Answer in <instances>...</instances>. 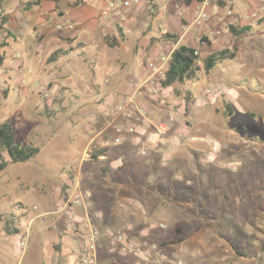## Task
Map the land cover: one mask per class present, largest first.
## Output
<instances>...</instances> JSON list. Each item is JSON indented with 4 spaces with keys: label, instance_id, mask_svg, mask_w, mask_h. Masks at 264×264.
<instances>
[{
    "label": "rangeland",
    "instance_id": "obj_1",
    "mask_svg": "<svg viewBox=\"0 0 264 264\" xmlns=\"http://www.w3.org/2000/svg\"><path fill=\"white\" fill-rule=\"evenodd\" d=\"M41 1L39 6L29 8L27 0H0V53L5 56V62L0 64V95L8 91L7 98L2 99L0 123L11 121L18 141L40 148L36 157L21 164H12L5 154L9 165L0 174V213L17 214L20 210L24 223L38 210H47L49 217L61 216L67 213L63 203L68 202L72 188L77 186L85 197L84 203L77 206L83 209L84 222L90 218L92 223L101 224L108 219L105 209L112 208L115 193L95 174L92 180L83 174L86 166L92 165L90 170L101 175L96 159L113 148L108 149L106 143L113 145L115 136V127L105 112L119 101L102 108L108 101L101 93H91L92 87L106 91L105 76L109 73L91 60L99 57L94 48L89 50L92 47L87 46L88 35L74 39L65 29L57 31L49 21L54 12L59 18L75 9L73 4L63 2L56 10L51 0ZM165 1L157 3V13L172 15L182 6V0ZM228 9L235 17L215 27L214 20ZM255 12L256 18L249 15ZM210 15L207 25H212L211 29L196 37L194 43L202 71L183 85H173L164 110L140 107L157 126L174 115L176 121L164 138L180 135L182 146L176 152L172 151L175 146L167 149L171 153L163 166H145L139 172L141 166L136 162L140 179L144 171L150 175L148 187L152 192L145 197L144 209L131 213L124 205L126 212H117L116 219L111 216L115 226L99 228L98 243L105 242L107 251L116 245L104 235L123 233L140 249L150 251L152 260L165 264H264V2L213 0ZM41 17H47L49 26L44 34L39 27ZM176 19L184 20L178 13ZM148 20L155 22L152 17ZM232 25H250L252 30L235 42ZM217 30L222 31L221 36L215 35ZM152 32L160 35L156 29ZM205 38L211 44L204 43ZM58 49L68 50L69 57L61 58L59 66L45 63L47 53ZM224 49L236 54L234 61H225L206 73L204 59ZM108 51L111 50L102 52L103 57L114 58ZM145 103L150 106L153 100ZM32 124L36 125V133L29 134ZM149 127L148 131L159 137L156 127ZM178 130L181 131L177 133ZM128 142L130 139L124 144ZM86 147L87 156L83 154ZM82 158L88 161L82 162ZM75 165L81 166L74 170ZM125 167L136 166L127 163L122 168ZM7 178L18 179L5 184ZM95 181L100 186L90 187ZM157 206L163 214L153 213ZM73 217L71 221L77 223L76 215ZM48 237L44 235L43 240ZM7 255L8 264L19 260L9 249ZM119 260L116 257L113 261L120 264ZM136 260L153 264L140 257ZM27 263L26 260L24 264Z\"/></svg>",
    "mask_w": 264,
    "mask_h": 264
},
{
    "label": "crops",
    "instance_id": "obj_2",
    "mask_svg": "<svg viewBox=\"0 0 264 264\" xmlns=\"http://www.w3.org/2000/svg\"><path fill=\"white\" fill-rule=\"evenodd\" d=\"M82 1L83 3L80 6L74 7L75 9L66 12L57 19L59 22L67 21L74 26V30L72 31L65 28L66 34H70L69 36H73L74 39H80L88 35L87 46L89 45L92 47L89 50L94 48L97 52L95 56L99 57V59H96L93 56L91 60L97 61L99 66L103 67L104 73H109L105 76V79L108 80V88L106 91L103 90L102 92L98 87H92V94L101 93V97L105 99V101H108L101 107L104 108L107 104H112L113 101H121L126 96L137 92L136 99L138 100L139 107H145L148 111L153 110L154 107L159 110H164L165 100L169 98L173 86L162 88V90L160 89L159 93L154 96L149 94L147 89L153 85L152 81L155 79L153 76L154 72L150 67V62L161 52L167 50L169 46L177 45L179 47L180 45L189 43L190 47L196 49L194 45L198 40H196V37H202L204 34H207L212 27V25L207 24L200 28L192 25L194 10L201 1L192 0L186 2L185 0L186 3L184 4L182 0V6L178 8V12L176 11L180 16H183L184 20L180 22L176 21V13L174 11L172 15L165 11L160 14L156 12V8L158 7L157 3L159 1L166 3L165 0H138V3L130 8V12L124 10L120 15H113L108 18H104L101 15L98 5L94 4L92 0ZM53 9H56L54 3ZM211 11L213 12V10ZM53 14L57 13L55 12L52 13V15ZM216 14H219V12H216ZM150 17L155 20L152 24L149 23L148 20ZM46 18L47 17L39 18V27L41 28L42 34L49 29L48 22L45 20ZM51 18L54 17L52 16ZM51 18L49 21L54 25ZM213 24H215V27L218 25L215 20ZM154 29L159 31L160 35L154 34L152 32ZM169 33L177 34L179 36L177 41L174 42L170 40L166 36ZM55 39L58 45V37ZM113 39L117 42V46L109 47L107 41H112ZM60 40H62V38H60ZM204 43L211 44L208 38L204 39ZM106 49L111 50L107 53H113L114 58L108 59V57H103V53H105ZM71 51V53H73L74 49ZM52 53L53 52L47 53L46 59H48ZM65 57H69V54ZM46 59L45 63L47 62ZM58 61L51 64L59 66L60 63L57 64ZM58 70H60V68H58ZM145 83H147V86L143 88L142 86ZM138 87L142 88L137 91ZM147 99L153 100V104L149 106V104L145 103ZM156 123L159 124V122ZM135 125L137 127L136 134L130 139V142H128L130 144L119 145L113 143V145H110V143H106L108 149L111 147L113 148L100 153L99 157L96 159L98 163H100L98 170L101 175L96 174L92 168V171L90 170L92 165L90 167L86 166L84 171L85 174H83V176L86 175V179L89 177L91 180L93 179L91 175L95 174V177H99L101 181H106V183L102 182L101 184L108 187V189H113L115 193L114 203L110 210L105 209L106 212L110 214H108V219L105 218L101 224H97L96 222L92 223L90 218H88L87 222H84L86 218L81 207L74 208L73 215H76L75 220H77V223L71 221L73 219L68 218L69 215L66 212L60 214L61 216L49 217L50 213L47 210H38L39 212H36L33 217L31 216L30 220L26 223L20 220V217L24 215L20 210L17 214L11 212H8V214L0 213L4 217V222L0 225V264H8V249L11 254H17V256H19V260H17L16 264H24L26 260L28 261L27 264H84L82 252L84 251L86 240L88 239L86 235L90 234L95 225L100 229L115 226L116 222H111V216L113 219H116L117 212H126V210H123L124 205L125 208H130L131 213L132 210H137L139 208L142 210L146 207L145 205L147 203L145 197H149V194L152 192L148 187V182L151 178L144 170V174L141 175L142 179L137 176L135 170H137L138 164H136V162L138 161L141 166V170L138 169L139 172H141L145 166H152L154 164H156L157 167L163 166L168 160V155L171 153L168 152L167 149L171 146H175L172 151L176 152L180 149V146H182V142L180 140V135L176 136L172 134V137L169 139V137L164 138L166 135L158 137L152 132H149L148 128H150V125L154 128L156 127L155 121L153 118H150V115H148L145 120H141L138 117ZM29 129V134L36 133L35 124H32ZM180 131L181 130H178L177 133ZM91 144L92 142H90L88 147L91 146ZM104 144L103 146H106ZM88 147L83 150L85 156H87ZM143 152H145V154H142ZM81 160L82 162L88 161L83 158ZM127 163L129 165H135V169L122 168ZM78 166L81 165H75L73 169H78ZM17 179L18 178H7L3 182L7 184L13 180L17 181ZM89 185L94 188L100 186L97 181L91 182ZM83 189L88 193L87 196L89 195L92 198L86 187H83ZM2 200L3 199L0 198V202H2ZM91 201L93 202L94 200L92 199ZM15 203L18 204L19 201ZM88 204L90 205L89 201ZM148 212L152 213L149 210ZM58 213H62V210H59ZM153 213L156 215L158 213L159 215L163 214L162 208L157 206L153 210ZM54 215L59 214L54 212ZM6 221H9V230L14 232L15 229H17L18 234H10L6 231ZM127 224L130 228L133 227L131 225L132 223L128 222ZM37 231L39 232L37 233ZM42 231H44V234H41ZM49 233H51L50 238L48 237ZM44 235L48 237L47 241L43 240ZM16 236H18V238ZM23 236H27L28 240L25 246L22 245ZM103 244L106 246L105 242H102V244L98 243V264H116V261H113L116 257L120 259V264H135V256L123 254L116 246L112 248V250L109 248V251H107L108 247L106 246V248H103ZM116 251L119 253H116Z\"/></svg>",
    "mask_w": 264,
    "mask_h": 264
},
{
    "label": "built area",
    "instance_id": "obj_3",
    "mask_svg": "<svg viewBox=\"0 0 264 264\" xmlns=\"http://www.w3.org/2000/svg\"><path fill=\"white\" fill-rule=\"evenodd\" d=\"M87 1V0H86ZM95 1V4L98 5L100 9V13L104 18H108L113 15H120L122 11L130 9L134 4L138 3V0H92ZM261 2H264V0H258ZM213 0H203L198 3V6H196L194 10V20L192 22V25L200 28L204 27L208 20H210V7L212 5ZM55 13V12H54ZM253 18H256L258 14L251 13L249 14ZM54 18H51V17ZM57 14L51 15V20L54 22L56 30H62L65 28H68L67 30H74V26L67 21H60L57 19ZM228 16V17H227ZM235 17L233 11L231 9H228L225 13V15L219 16L216 18L217 26H220V24H223L224 21H226L228 18ZM216 36H221L222 31L217 30L215 31ZM178 48L177 45L169 46L167 50H164L161 52L158 56L153 58L150 62V67L154 72L155 79L152 81L153 85H151L150 88H148V92L150 95L154 96L157 93H159L160 89L162 90V84L167 80V73L169 70V65L171 61V57H173V54ZM199 56V53H196ZM200 66V65H199ZM155 81V82H154ZM147 83H145L142 87L146 88ZM140 87V88H142ZM138 87L137 91L140 90ZM136 93H133L131 95L126 96L121 101H119L114 107L109 109L105 112L106 119L110 120V125L114 126V143L116 144H124L127 140L133 138V136L136 133L137 127V118L139 117L142 119H147V113L142 110L138 105V100L136 99ZM174 116H169V118L165 121H163L158 126L156 125V132L159 136H164L167 134L168 131H170L175 122ZM121 123H120V122ZM136 122V123H135ZM125 124V127L121 126V124ZM142 154H145L143 152ZM85 201V197L81 194V191L78 189L77 186L72 188L71 196L68 200V202L63 203L62 206L63 210H67V213L69 215L70 219H73V213L74 208L82 205ZM97 217H99L97 215ZM100 218V217H99ZM107 238H109V241L116 245L117 249H119L123 254L125 255H131L135 256V258H141L145 259L146 261H149L150 263L153 262V264H165L160 261H154L152 260V255L150 251H144L143 249H140L136 243L129 240V238L125 234H114L109 233L107 235H104ZM87 240L84 251L82 252V260L84 264H98V242L101 239V231L99 228L94 227L92 228L89 235H87ZM27 237L22 240V245L25 246L27 244ZM138 262V263H137ZM140 260H136L135 264H140ZM167 264H183L182 261H175V262H169Z\"/></svg>",
    "mask_w": 264,
    "mask_h": 264
},
{
    "label": "trees",
    "instance_id": "obj_4",
    "mask_svg": "<svg viewBox=\"0 0 264 264\" xmlns=\"http://www.w3.org/2000/svg\"><path fill=\"white\" fill-rule=\"evenodd\" d=\"M192 0H186L190 2ZM203 1V0H199ZM41 0H27L30 8L33 6H39ZM55 4L56 10H60V4L63 2L72 3L73 7L80 6L82 0H51ZM252 30V26L246 25L241 28L231 26V32L233 34V40L237 42L242 36L247 35ZM170 40L174 42L177 41L179 36L177 34H167ZM109 47L117 46V42L113 39L112 41H107ZM73 50V49H71ZM196 49L190 47L189 45H180L176 48L173 57H171L169 70L166 75L167 80L162 84V88H168L173 86L175 83L183 85L190 81L192 78L196 77L202 69L199 66V56L196 54ZM69 51L64 49H58L53 52L48 58V63H54L60 58L68 56ZM236 54L230 49H224L218 52H212L208 57L204 59V70L206 73H210L219 64L225 61H234ZM5 62V56L0 53V64ZM8 96V91H5L3 96L0 95V107L2 106V99H6ZM227 110L229 113H233L232 107L227 104ZM17 130L15 125L11 121H6L0 123V174L6 170L9 163L5 159V154L10 158L12 164H21L31 161L40 153V148L33 145H23L17 140ZM96 157V156H95ZM4 222L3 215L0 214V225ZM9 221H6V231L10 234H18V230L15 229L14 232L9 230Z\"/></svg>",
    "mask_w": 264,
    "mask_h": 264
}]
</instances>
